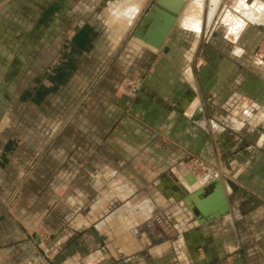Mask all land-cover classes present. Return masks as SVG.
I'll list each match as a JSON object with an SVG mask.
<instances>
[{
  "label": "crops",
  "instance_id": "1",
  "mask_svg": "<svg viewBox=\"0 0 264 264\" xmlns=\"http://www.w3.org/2000/svg\"><path fill=\"white\" fill-rule=\"evenodd\" d=\"M103 1L0 0V264H49L44 228L51 264H264V21L122 49L153 4Z\"/></svg>",
  "mask_w": 264,
  "mask_h": 264
},
{
  "label": "bare ground",
  "instance_id": "2",
  "mask_svg": "<svg viewBox=\"0 0 264 264\" xmlns=\"http://www.w3.org/2000/svg\"><path fill=\"white\" fill-rule=\"evenodd\" d=\"M145 2L146 0H104L103 9L115 23H119L118 25L123 27H128L132 21L134 23L141 6ZM205 2L206 0H185V5L177 18L179 28L198 36L202 30V18L205 8L208 10V24H210L212 18L216 15L220 0H209L207 5ZM234 9L238 13L234 14L227 11L220 26L226 30L229 37L233 36L235 40L239 39L240 35L243 34L242 32L248 26V21L254 23L256 26H261L264 21V5L259 0H253L252 2H248V0H237ZM134 40L137 45L146 47L140 40L136 38ZM207 172L204 175H198V180L193 176L194 181L188 186L193 190H198L203 187L207 183V179L211 177V172Z\"/></svg>",
  "mask_w": 264,
  "mask_h": 264
},
{
  "label": "water",
  "instance_id": "3",
  "mask_svg": "<svg viewBox=\"0 0 264 264\" xmlns=\"http://www.w3.org/2000/svg\"><path fill=\"white\" fill-rule=\"evenodd\" d=\"M184 5L185 0H155L152 8L144 17L133 36L144 43L146 47L153 50H161L172 30L176 26L177 18L179 17ZM193 176L194 175L190 173L185 179L188 185L192 184L194 181ZM203 190V188H200L197 193H202ZM212 195L218 196L219 199V212L212 218L217 219L225 215L228 210L220 180H215ZM185 203L188 207L192 208L187 201H185ZM204 215L205 217L200 218L201 224L206 222V219H204L206 218V214Z\"/></svg>",
  "mask_w": 264,
  "mask_h": 264
},
{
  "label": "rangeland",
  "instance_id": "4",
  "mask_svg": "<svg viewBox=\"0 0 264 264\" xmlns=\"http://www.w3.org/2000/svg\"><path fill=\"white\" fill-rule=\"evenodd\" d=\"M208 1L209 0H206V2H205L206 5L208 4ZM154 2H155V0H150V5L154 4ZM236 2H237V0H220L218 9L216 11V15L212 18L210 24H208V10L205 8L204 14H203V18H202V20H203L202 21L203 22L202 23L203 24L202 25V30L200 31V35H201V38H200V47L207 45V43L209 41L208 38L209 37L211 38L214 32L215 33L216 32L217 33L219 32V34H221L220 32L221 31L223 32V30H225V29H223V27L220 26L222 24L221 22L223 21V18L226 15L227 11H229V13H234V14L238 13L237 10L234 9V6L236 5ZM229 5H231V6H229ZM231 7H232V9H230ZM142 20H139V22L136 24V28H134L135 31L139 27V25L142 22ZM177 25L178 24L176 22V26L175 27H178ZM181 30H183V29H181ZM183 31H185V30H183ZM132 33L133 32H131L129 38L126 41L123 42V46L121 47L122 49L125 46H128L127 43L130 42V40H131V38L133 36ZM232 38L234 39L233 36H232ZM236 41H238V39ZM122 49H120V51ZM139 78L140 77H136V78H133V79H127V80H125L126 90L129 89V87H128L129 82H131V81H135V82L136 81H139ZM195 159L199 160L196 157H193V156L190 157V159H188V164H189L191 173L198 180V178L195 176L194 173H196V175H199V174H201L203 172L204 169L206 170V172L207 171H211V169H209V168L206 169V167H207L206 165H200V166L195 165L194 164V160ZM199 161H200V163L202 162L201 160H199ZM202 166H204V168ZM210 176H215V173H212V175H210ZM207 181H208V179H207ZM186 185H188V183H186ZM20 186L21 185H19L17 187L16 191H14L13 194L10 195L9 198H8V200H7L6 207H7V210L10 212V215H12L11 214L12 213L11 209L13 208V206L15 205V203L17 202V200L19 198V195L18 194H20V188H21ZM40 234L42 235V237H40V241H39V243H37L38 245H36L37 246V249H38V252H39L40 256H42L44 258V260H46L49 264H51L50 262H51V260H52L53 257H52V254L50 253V251H48L47 246L52 241V234L47 229H45V228L41 230Z\"/></svg>",
  "mask_w": 264,
  "mask_h": 264
},
{
  "label": "built area",
  "instance_id": "5",
  "mask_svg": "<svg viewBox=\"0 0 264 264\" xmlns=\"http://www.w3.org/2000/svg\"><path fill=\"white\" fill-rule=\"evenodd\" d=\"M128 87H129V89L127 90L128 91V94L131 95V96H133L139 90V88H140V82L139 81H136V82L135 81H131V82H129ZM194 164L195 165H198V166L203 165L197 159L194 160Z\"/></svg>",
  "mask_w": 264,
  "mask_h": 264
}]
</instances>
